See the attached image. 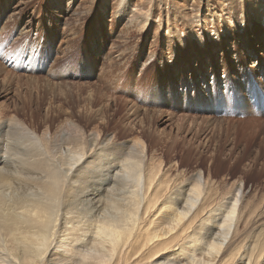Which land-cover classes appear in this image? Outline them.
Segmentation results:
<instances>
[{
	"label": "rangeland",
	"instance_id": "1",
	"mask_svg": "<svg viewBox=\"0 0 264 264\" xmlns=\"http://www.w3.org/2000/svg\"><path fill=\"white\" fill-rule=\"evenodd\" d=\"M130 1L144 10L125 5L121 21L118 0H61V19L52 0H0L1 121L52 139L65 127L60 155L79 136L101 166L121 154L106 143L129 152L141 140L145 163H161L166 177L201 172L214 192L241 184L249 201L264 195V16L246 3L244 19L240 0ZM21 11L17 23L5 17ZM192 13L212 26L178 22L166 36L167 16ZM262 226L255 218L251 234Z\"/></svg>",
	"mask_w": 264,
	"mask_h": 264
},
{
	"label": "bare ground",
	"instance_id": "2",
	"mask_svg": "<svg viewBox=\"0 0 264 264\" xmlns=\"http://www.w3.org/2000/svg\"><path fill=\"white\" fill-rule=\"evenodd\" d=\"M60 1L52 0L59 19L67 17ZM118 2L124 4L121 21L127 16L125 5L139 13L144 10L140 5L137 10L130 0ZM104 3L105 8L110 6V0ZM246 3L252 16H264V0H240L244 19ZM6 15L17 23L22 11ZM169 16L163 23L166 36L174 34L170 26L178 22L202 23L205 29L210 23L200 22L193 13L181 21ZM214 21L215 27L221 26ZM1 120L0 264H161L171 252L162 264H264V239L253 241L259 235L264 238V226L250 231L255 218L264 216V195L255 194L249 201L241 184L227 193H219V188L214 192L201 172L189 178L166 177L161 163H145L141 140L129 152L106 143L121 154L101 166L95 164L100 153H90L79 136L78 148L65 147L66 153L60 155L62 145L69 144L65 127L52 139L17 119ZM69 122L66 129L77 128ZM97 139H91V145ZM124 175L128 183L121 179Z\"/></svg>",
	"mask_w": 264,
	"mask_h": 264
}]
</instances>
